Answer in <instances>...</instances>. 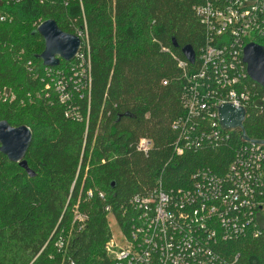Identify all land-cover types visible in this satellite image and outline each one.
Instances as JSON below:
<instances>
[{
    "label": "trees",
    "instance_id": "obj_1",
    "mask_svg": "<svg viewBox=\"0 0 264 264\" xmlns=\"http://www.w3.org/2000/svg\"><path fill=\"white\" fill-rule=\"evenodd\" d=\"M201 3L81 0L82 9L78 2L67 8L36 0L0 3V17L6 18L0 21V121L30 129L25 161L34 172L29 177L0 153V264H112L105 251L109 215L127 232L130 200L147 196L158 178L165 188H177L199 169L225 173L236 132L227 146L172 153L171 125L184 114V81L174 58L184 59L185 46L198 58L204 32L193 8ZM83 19L90 87H74L83 77L76 60L61 61L52 70L73 79L70 98L61 103L53 88L45 89L47 67L38 58L44 42L35 26L54 20L74 35ZM243 127L250 139L264 138L262 116L250 114ZM140 138L152 143L147 155L136 149ZM75 210L86 217L81 229L73 221ZM59 237L62 249L56 246ZM228 246L241 253L243 264H258L264 237Z\"/></svg>",
    "mask_w": 264,
    "mask_h": 264
},
{
    "label": "built area",
    "instance_id": "obj_2",
    "mask_svg": "<svg viewBox=\"0 0 264 264\" xmlns=\"http://www.w3.org/2000/svg\"><path fill=\"white\" fill-rule=\"evenodd\" d=\"M23 1L0 3L9 6ZM36 1L52 8H67L78 2L82 9L81 0ZM193 10L203 28L204 43L193 64L174 58L184 81V114L171 125L176 134L173 156L227 146L234 140V132L239 140L223 175L199 169L187 186L177 188H165L163 178H158L147 196H134L127 232L119 226L123 246H116L112 235L105 244L112 264H243L241 253L231 251L228 244L264 237V143H259L264 138L250 139L246 135L245 140L239 128L224 129L218 115L221 105L230 104L244 109L245 120L253 113L264 119V92L249 79L243 63L247 44L264 49V0H202ZM5 20L0 17L1 22ZM74 35L82 45L73 60L83 75L74 81V87L89 89V42L84 19ZM55 68H46L49 83L45 89L53 88L60 102L65 103L73 79L62 70L53 71ZM151 148L147 138H140L136 145L143 155ZM98 197L103 198V194L98 193ZM85 219V215L74 211L73 221L79 229ZM56 246H65L62 237ZM258 264H264V251Z\"/></svg>",
    "mask_w": 264,
    "mask_h": 264
},
{
    "label": "water",
    "instance_id": "obj_3",
    "mask_svg": "<svg viewBox=\"0 0 264 264\" xmlns=\"http://www.w3.org/2000/svg\"><path fill=\"white\" fill-rule=\"evenodd\" d=\"M36 33L43 39L44 49L38 56L43 66L57 67L61 61L71 62L78 54L82 42L73 35L60 30L54 20L41 22ZM184 59L193 64L195 53L191 46L181 49ZM243 63L249 79L264 90V49L263 47L249 43L243 49ZM220 124L224 129L239 128L243 139L248 140L243 122L245 111L230 104H223L218 108ZM32 140V134L28 127H12L6 121H0V153L6 156L9 162L16 163L29 177L34 176L25 156ZM264 143V141H259Z\"/></svg>",
    "mask_w": 264,
    "mask_h": 264
},
{
    "label": "rangeland",
    "instance_id": "obj_4",
    "mask_svg": "<svg viewBox=\"0 0 264 264\" xmlns=\"http://www.w3.org/2000/svg\"><path fill=\"white\" fill-rule=\"evenodd\" d=\"M33 26H35V24H33ZM27 96H29V94H27ZM11 98H12V96H11ZM3 101L8 102V99H4ZM108 225H109L110 233L113 236V239H114L116 246H118V247L123 246V239L121 237L120 228H119L116 220L114 219V217L112 215L108 216Z\"/></svg>",
    "mask_w": 264,
    "mask_h": 264
}]
</instances>
